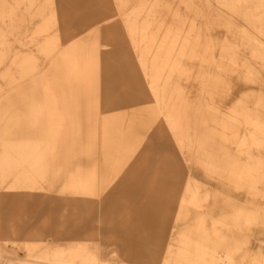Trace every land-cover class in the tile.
I'll list each match as a JSON object with an SVG mask.
<instances>
[{"label":"rangeland","instance_id":"374dc122","mask_svg":"<svg viewBox=\"0 0 264 264\" xmlns=\"http://www.w3.org/2000/svg\"><path fill=\"white\" fill-rule=\"evenodd\" d=\"M254 46L264 0H0V264H264Z\"/></svg>","mask_w":264,"mask_h":264},{"label":"bare ground","instance_id":"6f19581e","mask_svg":"<svg viewBox=\"0 0 264 264\" xmlns=\"http://www.w3.org/2000/svg\"><path fill=\"white\" fill-rule=\"evenodd\" d=\"M244 0H220V2L223 4V5H225V6H228V7H230V8H232L233 10H235L236 9V7L238 6V4L240 3V2H243ZM258 21L260 22V23H263L262 22V20H260V19H258ZM56 27V26H55ZM54 30V29H53ZM58 45H59V43H58ZM57 45V43H53V44H50V46H49V48H56V46H58ZM253 50L254 51H256V53L260 56V58H263L264 57V51H262L261 50V48L260 47H258V46H254V48H253ZM49 50H46L45 51V53L46 52H48ZM51 51V50H50ZM82 53V51H78V53ZM73 53L74 52H66L65 54H64V56H63V58L62 59H60V62H58V63H56L55 65H54V70L56 71V72H58V71H63L64 69H67V67L68 66H70L71 68H79V70H80V78L79 79H82V80H84V81H82V84L83 83H86L85 85H89V82L87 81V79L89 78V73L90 72H92V71H94V70H96L97 69V67L96 66H89V65H87V64H85L84 65V63H83V61H85V56H82V55H78V56H73ZM77 53V52H76ZM80 53V54H81ZM261 55H263V56H261ZM86 60H87V58H86ZM33 60H31V59H27V66L31 69V68H35V66H33V62H32ZM144 62V61H143ZM124 63H130L128 60H126V61H124ZM177 63V62H176ZM165 67V65L163 66V67H161V69H160V71H162V72H156L155 74V78L156 79H161L162 77H163V72H164V70L166 69V67ZM170 70H174V69H177V68H175V67H173V66H170V68H169ZM118 70V69H117ZM64 72V71H63ZM130 73V72H129ZM126 74V73H125ZM151 75H152V73H151ZM150 75V76H151ZM133 78V79H135L136 77H135V74L134 73H131V74H126L125 75V78ZM167 77H170V74L167 76ZM119 78V75L117 74V73H115V71L114 70H112V69H110L109 70V72H107L106 74H105V77H104V79H105V81H106V85L107 86H109L108 88H110V87H113L114 86V82H115V80H117ZM150 79V78H149ZM128 80V79H127ZM168 80V79H167ZM79 81V80H78ZM79 83V82H78ZM77 83V84H78ZM84 85V87H86ZM77 92V91H76ZM125 93V92H124ZM44 94H46V92H44ZM110 91H107L106 93H105V95H107L108 97H110ZM47 95V97L49 98V99H51L52 98V96L49 94V93H47L46 94ZM121 95H122V97L121 98H119V99H115V100H110V103H111V105H115V104H121V105H125V104H127L128 102H129V99H128V97H127V94H123V93H121ZM136 95V94H135ZM51 97V98H50ZM136 97V96H135ZM108 99V98H107ZM134 103L135 102H137V98L135 99L134 97L131 99ZM137 107V106H136ZM46 109H48V107H44L43 108V110L42 111H44V110H46ZM176 109V108H175ZM174 109V110H175ZM53 111V110H52ZM174 123H176V124H174V125H178V123L177 122H174ZM105 124V126H106V130L104 131V142L105 143H107V145H110V144H113V145H115V143H116V141L114 140V137H113V134H114V132H116L117 134L119 133V130L118 129H115L114 127V124H111V123H109V122H106V123H104ZM123 133V132H122ZM121 133V134H122ZM112 137V138H111ZM111 140H114L113 142H111ZM192 198V200H190L191 202H193V203H198L199 201L198 200H200L199 198H196V197H191ZM197 201V202H196ZM142 256H143V254H142Z\"/></svg>","mask_w":264,"mask_h":264}]
</instances>
